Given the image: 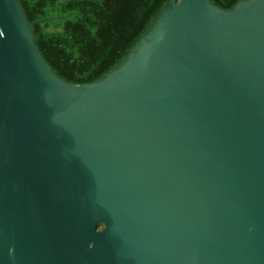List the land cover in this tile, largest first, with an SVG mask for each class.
<instances>
[{
  "label": "water",
  "instance_id": "obj_1",
  "mask_svg": "<svg viewBox=\"0 0 264 264\" xmlns=\"http://www.w3.org/2000/svg\"><path fill=\"white\" fill-rule=\"evenodd\" d=\"M0 0V264H264V0H179L90 84Z\"/></svg>",
  "mask_w": 264,
  "mask_h": 264
},
{
  "label": "trees",
  "instance_id": "obj_2",
  "mask_svg": "<svg viewBox=\"0 0 264 264\" xmlns=\"http://www.w3.org/2000/svg\"><path fill=\"white\" fill-rule=\"evenodd\" d=\"M179 0H20L40 54L53 72L90 84L119 68L156 20ZM232 10L250 0H209Z\"/></svg>",
  "mask_w": 264,
  "mask_h": 264
}]
</instances>
